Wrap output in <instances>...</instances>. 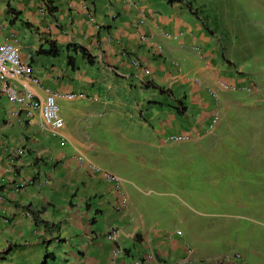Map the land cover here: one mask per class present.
I'll return each mask as SVG.
<instances>
[{
  "label": "crops",
  "instance_id": "1",
  "mask_svg": "<svg viewBox=\"0 0 264 264\" xmlns=\"http://www.w3.org/2000/svg\"><path fill=\"white\" fill-rule=\"evenodd\" d=\"M130 1L0 0V42L17 48L38 79L35 97L43 100L48 91L86 96L57 99L63 128L51 136L38 128L37 111L27 116L0 94V264H41L45 256L46 264H110L113 247L125 254L116 264L143 260L150 250L163 262L185 252L174 233L144 227L139 185L147 177L143 165L134 166L154 156V142L165 145L170 134L200 131L195 141L204 139L215 109L204 88L215 89L218 78L238 83L242 67L221 54L217 34L181 2ZM139 19L144 24L133 28ZM141 32L160 51L140 42ZM51 43L58 56L46 54ZM131 59L150 74L141 75ZM62 102L74 108L67 111ZM95 117L104 118L101 127L112 142L91 135ZM113 157L128 173L123 190L129 209L122 214L113 208L111 186L99 171L88 170L92 164L118 177ZM30 211L49 227L35 226ZM110 227L120 231L113 243L105 239Z\"/></svg>",
  "mask_w": 264,
  "mask_h": 264
},
{
  "label": "rangeland",
  "instance_id": "2",
  "mask_svg": "<svg viewBox=\"0 0 264 264\" xmlns=\"http://www.w3.org/2000/svg\"><path fill=\"white\" fill-rule=\"evenodd\" d=\"M192 1L204 28L217 34L221 54L238 59L240 80L228 89L215 88L219 116L204 139L195 141L202 136L197 131L167 141L178 135L170 134L165 145L154 142V156L136 163L147 177L139 185L141 217L147 230L180 232L203 263L238 255L239 264H264V0ZM240 83L243 89H234ZM62 104L67 111L74 108ZM93 123L89 133L112 142L101 127L104 118ZM112 160L116 164L119 158ZM118 169L123 182L128 173L121 161Z\"/></svg>",
  "mask_w": 264,
  "mask_h": 264
},
{
  "label": "built area",
  "instance_id": "3",
  "mask_svg": "<svg viewBox=\"0 0 264 264\" xmlns=\"http://www.w3.org/2000/svg\"><path fill=\"white\" fill-rule=\"evenodd\" d=\"M128 4L131 5L132 2L127 0ZM142 24V21H137L133 24V27L138 28ZM140 41L145 42L146 38L144 35H140ZM131 66L136 70H142L144 75L149 72L141 67V64L137 60H131ZM39 81L36 77L31 75L29 66L21 59L19 51L13 45L8 43L0 42V94L4 96L7 101L15 104L23 111L27 116L31 115V112L37 111L40 116V122L38 128L41 131H47L52 136H58L60 130L63 127V121L60 117V109L57 104L58 98H63L67 101H73L76 99H85V94L79 93H53L47 92L44 99L40 100L35 97L32 86H38ZM222 88H228L222 83H219ZM209 94L216 100L215 94L208 91ZM218 111H213L211 115L210 123L208 124V129H212L218 119ZM187 135H172L166 138L167 141H178L187 138ZM18 155L23 154V150L17 151ZM76 161L81 164V158H77ZM88 170L91 172L99 171L103 180L109 184L113 190L115 201L113 208L115 212L122 214L127 212L129 203L125 192L122 187L121 180L115 175L100 171L93 165L88 164ZM25 183L22 182L18 184L15 188L16 190H22ZM119 235V230L117 228L111 227L105 235V239L108 242H115L117 236ZM177 237H182L180 232H175ZM123 255V251L120 248L113 247L111 250V260L110 264H116ZM240 259L238 255L225 256L220 259L209 260L205 263L199 262L195 259L193 252L185 248L184 254L169 263L159 261L157 257L150 252L145 256L144 261L135 260L132 264H229L231 261Z\"/></svg>",
  "mask_w": 264,
  "mask_h": 264
},
{
  "label": "clouds",
  "instance_id": "4",
  "mask_svg": "<svg viewBox=\"0 0 264 264\" xmlns=\"http://www.w3.org/2000/svg\"><path fill=\"white\" fill-rule=\"evenodd\" d=\"M126 2H127V0H126ZM129 5V4H128ZM131 5H133V3L131 4ZM137 21H142V24L139 26V27H141L143 24H144V20L143 19H139V20H137ZM137 21H135V22H137ZM135 22H133V24L135 23ZM133 24H132V27H133ZM138 27V28H139ZM133 28H135V27H133ZM138 28H135V29H138ZM140 35H144L142 32L141 33H139V40H140ZM144 37L146 38V41L145 42H142V41H140V42H142V43H147V44H151V45H153L154 47H155V49L157 50V51H160V47L159 46H156V45H154L153 43H151L150 42V39L146 36V35H144ZM131 60H133V59H131ZM134 60H137V59H134ZM138 61V60H137ZM140 62V61H139ZM130 64H131V61H130ZM141 64V63H140ZM141 67L144 69V70H147L144 66H142V64H141ZM134 68V67H133ZM138 71H140L141 72V75H143V76H148L149 74H150V72H149V70H147L149 73L147 74V75H144V73H143V71L142 70H138ZM194 83L198 86V87H202V83L200 82V81H198V80H194ZM219 83H222V84H224L225 86H228V83L227 82H225L224 80H222V79H217L216 80V83H215V88H218L219 90H221V89H224V88H222L220 85H219ZM234 84H236V83H234ZM242 86V84H238L234 89H243V87H241ZM205 89V92H206V94L208 95V96H210L211 98H212V100H213V102H214V104H215V107H218V98H217V91L215 90V89H212V88H210V87H208V88H204ZM226 89V88H225ZM228 89V88H227ZM211 91V92H213V94H215V97H216V100L212 97V95L211 94H209V92L208 91ZM214 111V110H213ZM212 111V112H213ZM211 115H212V113H211ZM210 120H211V117H210ZM209 123H210V121H209ZM208 123V124H209ZM208 124L206 125V128L204 129V131H210V130H212V129H208ZM63 128V127H62ZM178 135H185V134H178ZM52 136V135H51ZM23 154H24V152H23ZM78 157L76 156L75 157V159H77ZM82 160V159H81ZM83 161V160H82ZM79 164V163H78ZM92 165V164H91ZM121 182H122V180H121ZM122 187H123V182H122ZM129 203V202H128ZM128 209H129V207H128ZM27 216H29V217H31V215L29 214V213H27ZM111 228V227H110ZM115 228V227H114ZM118 229V228H117ZM109 230V229H108ZM119 230V229H118ZM108 232V231H107ZM106 232V233H107ZM106 233H105V235H106ZM119 235H120V231H119ZM118 235V236H119ZM166 236H169V235H171L170 233H166L165 234ZM174 235H175V232H174ZM182 235V234H181ZM118 236H117V238H118ZM176 236V235H175ZM177 237V236H176ZM117 238H116V240H117ZM179 238V237H178ZM179 239H181V237L179 238ZM115 240V241H116ZM182 240V239H181ZM182 241H184V240H182ZM116 248H119V247H116ZM185 248H188V247H185ZM121 249V248H120ZM189 249V248H188ZM122 250V249H121ZM123 251V250H122ZM150 252H152L154 255H155V253L152 251V250H150L147 254H149ZM193 252V251H192ZM147 254H145V256L147 255ZM193 255H194V253H193ZM123 256H125V254H124V251H123V255H122V257ZM145 256H144V259L143 260H141V259H137V260H140V261H144L145 260ZM156 256V255H155ZM121 257V258H122ZM158 259V258H157ZM196 259V258H195ZM159 261H162V260H160V259H158ZM197 260V259H196ZM135 261V260H134ZM198 261V260H197ZM163 262V261H162ZM199 262H201V261H199ZM133 263V262H132ZM165 263H169V262H165Z\"/></svg>",
  "mask_w": 264,
  "mask_h": 264
},
{
  "label": "trees",
  "instance_id": "5",
  "mask_svg": "<svg viewBox=\"0 0 264 264\" xmlns=\"http://www.w3.org/2000/svg\"><path fill=\"white\" fill-rule=\"evenodd\" d=\"M183 0H167V2L169 3V4H172V3H175V2H182ZM187 1H189V2H187ZM187 1H185V4H186V6L188 7V9L193 13V14H195V15H197L198 16V12H197V9L194 7V5H193V1L192 0H187ZM14 13V10H9V14H13ZM70 47V46H69ZM74 47H76V46H74ZM79 49V48H78ZM80 50H82V52L81 53H84V51H83V49L82 48H80ZM46 54H48V55H53V56H58V52L56 51V47H55V45L53 44V43H51L50 44V48H49V50L46 52ZM68 62V61H67ZM41 212V211H40ZM30 213H31V217L33 218V223H34V225L35 226H41L42 228H48L49 227V224L47 223V222H45V221H43V220H41L40 218H39V216L38 215H36V213H33L32 211H30ZM48 258H47V256H45V258L43 259V261H42V263L41 264H46V260H47Z\"/></svg>",
  "mask_w": 264,
  "mask_h": 264
}]
</instances>
